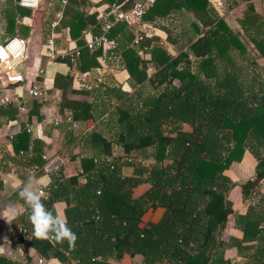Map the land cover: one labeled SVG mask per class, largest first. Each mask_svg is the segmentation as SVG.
Segmentation results:
<instances>
[{
  "label": "trees",
  "instance_id": "1",
  "mask_svg": "<svg viewBox=\"0 0 264 264\" xmlns=\"http://www.w3.org/2000/svg\"><path fill=\"white\" fill-rule=\"evenodd\" d=\"M136 1L100 0L109 5L106 12L112 7L129 10ZM221 1L230 10L244 7L240 25L264 59V18L255 13V0ZM42 4L40 28L45 36L55 35L56 50L70 53L78 48L79 55H59L46 70L53 76L52 90L59 92L56 115L69 116L77 126L73 151L67 157L74 168L65 174L62 157L54 158V170L47 172L51 184L38 186L47 194L43 203L48 210L55 213L56 203L65 204L64 215L78 238L73 251L66 241L36 240L25 207L11 223L28 229L30 239L22 244L46 260L59 258L62 264H91L97 257L101 260L93 264H118L126 256L141 257V264H234L232 257L224 256L230 249L236 257L247 255L252 264H264V84L249 71L241 78L237 59L244 50L238 34L207 0H154L144 19L185 11L192 18L189 25L196 39H179L170 28L154 25L165 33V44L176 49V55H171L163 46H152L159 41L155 36L132 45L134 26L119 22L108 35V46L88 50L85 36L102 32L96 4L90 0H42ZM32 16L30 9L13 0H0V32L25 37L28 30L21 21ZM69 43L74 46L68 47ZM111 53L115 69L127 75L129 90L98 88L104 87V94L116 99V138L94 130L79 133L78 127L95 120L98 105L92 96L100 97L87 85L74 88V76L98 67L96 59ZM145 53L149 59L143 57ZM191 56L199 60L197 65ZM254 84L262 93L257 105L252 100ZM144 87L150 91L141 97ZM46 96L44 90L41 98L0 104V120L15 122L17 127L10 140L11 160L35 166L37 179L46 176L44 169L50 164L43 158L46 143L31 137L26 125L46 116ZM137 99L142 100L141 106ZM63 125L57 130L62 131ZM114 143L121 146L119 156L113 152ZM246 151L256 165L253 177L238 185L241 201L247 205L237 212L231 195L237 183L223 173ZM138 159L153 162L143 166L136 163ZM124 168H130L131 175L125 176ZM141 184H148V189L132 197ZM11 190L9 183L0 180V201ZM157 208L163 211L160 219L143 224L144 214Z\"/></svg>",
  "mask_w": 264,
  "mask_h": 264
},
{
  "label": "crops",
  "instance_id": "2",
  "mask_svg": "<svg viewBox=\"0 0 264 264\" xmlns=\"http://www.w3.org/2000/svg\"><path fill=\"white\" fill-rule=\"evenodd\" d=\"M14 1V0H13ZM92 3L96 4L94 5V11L96 10L97 13V20H98V11L106 10L109 5L107 3H102L100 0H90ZM210 4V6L215 10V13L224 20L226 23V13L230 14L229 16L233 18L236 21H239L242 19V13L244 12V7L241 6V8L234 10L228 9V5L225 4L221 0H207ZM15 3V2H14ZM255 13L260 16L261 18H264V0H255L253 2ZM43 7V4L41 2V6L38 10L32 11L33 12V18L32 17H26L24 18L26 22L30 24L29 26L23 25L22 20L21 26L27 28L28 33L25 37H22L24 39L28 40V44H32V48L29 50V59L27 61V49H26V60L22 65H20L17 70L24 75L26 78L25 85H28L30 82H32L35 78V74L39 67H42L45 61V58L43 57V45L45 44L47 37H43V34L41 32V24L36 25L34 21V13L36 11L41 12ZM225 9L228 10V12L225 13ZM192 22V18L189 14H187L185 11H174L172 12L168 17L166 18H155L153 20L151 19H144L142 24L144 26L145 31H149L153 33V37H158V42H153L152 46L154 45H160L165 47L168 50V53L171 55H176L177 51L174 47L169 46L168 44H165V33L158 27H154V25H162L164 27H168L172 30L173 35L177 36L179 39H186L188 38H195V33H193L190 23ZM227 25V23H226ZM228 26V25H227ZM39 27L37 30L36 28ZM2 37H14L13 35H9L7 33L0 32V41ZM17 37V36H16ZM91 36L88 33L85 36V39H89ZM43 41V42H42ZM74 45L73 43H69L68 47L72 48ZM58 52H63L62 50H57ZM145 59H149V54L145 53L144 55ZM264 60V59H263ZM97 63H99V60L96 59ZM100 67H96L94 69H91L88 72V77L86 80V85L91 86L92 82H94V78L97 77L98 71L101 74V71L99 69ZM152 69L149 68L148 73H152ZM84 73V74H85ZM82 75V74H81ZM79 75V76H81ZM109 82L108 85L114 86L115 89H118L119 87L122 88V90L129 91L126 84L125 79L127 78V75L124 71H116L113 73H109ZM52 80L53 76L51 73H47L46 71V81H45V90L47 92V96L44 99V111L46 113V116L54 117L56 115V107L57 103L59 101V92L52 90ZM92 80V81H91ZM34 82V81H33ZM177 84V82H174ZM82 85V82H74V88H80ZM99 88V87H98ZM98 88L92 89L93 92H96ZM94 94V93H93ZM95 95V94H94ZM148 95V94H146ZM145 95V96H146ZM109 99H115L113 96H108ZM144 97V96H143ZM98 98H96L97 100ZM54 103V101H56ZM95 97L92 96L91 101L96 103L98 105V102H95ZM134 100V99H133ZM99 101V100H97ZM96 114L98 115V110L96 109L94 112V119L95 123L96 120ZM44 119L41 118V120ZM40 120V121H41ZM39 121V122H40ZM63 130L58 131L57 128L52 127H46L41 131V136L38 137L45 141L46 146L42 150L44 153L45 159H48L50 164H47L45 167L46 176H50V173H47L48 171L54 170V164L52 163V160L57 157H62V163L64 167V173L69 174L72 172V169L74 168L73 164L68 162V156L67 153L70 149L69 147H72V144L75 140V135L77 134V131L75 128H71L66 123H63ZM32 125V124H27ZM91 123L87 124V127H91ZM61 126V125H60ZM59 126V127H60ZM17 132V127L15 122H5L0 120V168H1V176L0 180L1 182L9 183L10 187L12 188L11 192L2 200L0 201V247H3V251L0 252V264H5L4 260L10 261L11 264H40L39 260L42 261L41 264H49V260H46L44 258H41L38 256L33 250L28 248L25 244H22L18 241H15L9 237H7L4 233L5 227L8 225H11V223H8L6 220L3 219L2 214L6 209H15V211L18 214H21L23 210L25 209V205L23 201L19 198L18 192L19 189L15 187L16 181H26L30 176H35L38 173V170L33 167L35 166H25L19 161H12L11 157L13 155L10 141L8 140V135H14ZM31 137H37L33 133H30ZM76 149H74L75 151ZM246 151L243 155L242 161L240 163H233L229 166L227 170L224 171V175H226L232 182L236 183L237 186L232 191L231 195L235 197V211L238 210L239 207H244L245 203L241 201L239 198V191L240 188L238 187L239 184L245 182L248 179H251L254 175L255 171V165L256 161L252 157V155ZM252 160V162H251ZM234 166V167H233ZM236 168V171L234 169ZM243 174H246V177H244L243 180L238 182V178H240ZM241 175V176H240ZM148 188H145V191ZM143 191V193L145 192ZM142 195V194H141ZM65 204L62 202L56 203L54 205L55 211H60L64 214L65 210ZM162 209L157 208L155 210L149 209L142 218V223L147 224L149 222H156L160 219L162 215ZM225 238V237H224ZM231 254V253H230ZM234 257V256H233ZM141 257L135 256L134 258H130L126 256L123 260H121L118 264H141ZM62 264V263H61ZM73 264V262H71Z\"/></svg>",
  "mask_w": 264,
  "mask_h": 264
},
{
  "label": "built area",
  "instance_id": "3",
  "mask_svg": "<svg viewBox=\"0 0 264 264\" xmlns=\"http://www.w3.org/2000/svg\"><path fill=\"white\" fill-rule=\"evenodd\" d=\"M66 0H62L65 2ZM42 0H19L18 5L23 8L30 9L32 11L38 10L41 6ZM154 4V0H137L134 6L126 11H121L117 7H112L109 12L106 10L98 11V20L103 22L102 32L100 35L91 36L89 39H85V46L88 50H92L99 47H106L110 44L108 35L116 23L126 22L129 25L134 26V39L132 45H139L144 38L151 39L153 33L145 31L142 24L144 15L151 9ZM112 17V20L110 19ZM23 25L29 26L30 24L24 19L22 21ZM55 24H52L53 27ZM55 35L50 33L47 37L45 44L43 45V57L45 58L44 64L42 67H39L35 76L41 77V81L28 85H25L26 78L21 74L17 68L24 63L26 60V49L28 46V40L20 37H8V40L3 44H0V104L8 105L11 103H21L25 98H41L45 90V81H46V70L47 65L54 60L57 56L63 55H79L78 48H75L74 51L68 52H58L55 46ZM88 73L82 74L79 76L75 74V81L82 82V85H86ZM81 85V86H82ZM102 85H105L104 80L96 79L92 82V85L89 88H98ZM14 89H11V87ZM54 101V103H56ZM94 103V102H93ZM63 123H66L71 128L76 127V123L72 121L69 116L60 117L55 115L54 117L45 116L40 122H37L33 125H26V131L28 133H33L37 137L41 136V131L46 127L58 128ZM12 135H8V140L10 141ZM44 157V153H43ZM43 190L41 186H38ZM264 187V184H263ZM44 191V190H43ZM29 212V210H28ZM4 233L7 237L18 241L20 243H26L30 239V233L28 229L24 226H12L8 225L4 229ZM99 257L91 260V264L95 261H100ZM78 262V261H77ZM41 264L42 261L39 260ZM78 264H80L78 262Z\"/></svg>",
  "mask_w": 264,
  "mask_h": 264
},
{
  "label": "rangeland",
  "instance_id": "4",
  "mask_svg": "<svg viewBox=\"0 0 264 264\" xmlns=\"http://www.w3.org/2000/svg\"><path fill=\"white\" fill-rule=\"evenodd\" d=\"M226 12H228L227 9H225V13ZM229 15H230L229 13L228 14L226 13V16H225L226 21H227L226 23H227L228 27L232 30L233 33L238 34L239 43L242 45L243 50H244V54L237 59V65L242 71L241 72V78L242 77L245 78L244 76H242V74L245 75L246 71H247V73L251 72L252 75H254L257 78V80L259 81L260 84H264V60L260 57L253 41H250L249 37L244 33V29H242V25H240V22L234 20ZM34 21H35V24L37 26L41 24V13L40 12L35 14ZM245 28H247V27H245ZM36 29L38 30L39 27H37ZM41 32L43 34V37L45 38L44 29H41ZM258 39H259V37L257 36L256 40H258ZM32 46L33 45L30 43L27 46V61L29 59V50L32 48ZM114 58H115V55L113 53H111L110 55H108L107 58L101 57L98 59L99 60L98 67H100L99 69L101 71V74L98 71V75H97V77L94 78V80H96V79L104 80L105 81V85H104L105 88L106 87H114V86L108 85V82L110 79L109 73H113L116 70L114 65H113ZM191 58L193 59V63L195 65H197L199 60H196L192 56H191ZM256 86L258 87V84H254L252 87V91H255L253 93L252 100H253V104L257 105L261 101L262 93L258 90V88ZM104 87H101L100 89H98L96 91V94L98 95V97H100V100L98 101V106H96V109L98 110V113H99L98 115L96 114L97 122L95 123V120H94L91 127H84L83 126L81 128L78 127L77 129H78L79 133L83 132L84 134H88L93 130L99 131L103 135L110 137L112 139H115L116 138L115 132H117V130H118V125L116 124V114L113 111L114 110L113 104L116 105L117 102L114 103L116 101V99H113V100L109 99L108 95L104 94ZM91 89H94V88H91ZM149 91H150V89L148 87H144L142 89V92H141V97L145 96L147 93H149ZM136 104L138 106H141L142 100L137 99ZM185 129H187V128H185ZM72 145H73L72 147L68 148L70 150L67 153H71V151H73L71 149L74 147V143ZM113 150H114L113 152L115 155L119 156L122 154L121 146L117 145L116 143H114V145H113ZM152 162L153 161H151V160H144V159H138L136 161V163H140L143 166H147ZM240 162H238V163H240ZM251 162H252V160H251ZM234 171H236V168L234 169ZM131 173H132V171L130 168H124L123 174L125 176H129V175H131ZM244 177H246V174H243L240 178H238V182L243 180ZM146 187L148 188L149 185L148 184H141V185L137 186L136 188H134L132 197H134V198L139 197L141 194H143V191H145ZM239 198H240V195H239ZM254 202L255 201H253V203ZM244 203H245V205H247L246 201H244L243 204ZM244 208L245 207H239L237 212L238 211L242 212L244 210ZM230 233L232 234V231ZM237 234H238L237 231L234 230L233 235H237ZM228 236H229L228 233L225 234L224 239L227 240ZM234 255H235V251L232 249L226 250V252L224 253L225 257H232L234 259V264H252L253 263L252 260L249 259V257L247 258V255L245 257H239V256L236 257Z\"/></svg>",
  "mask_w": 264,
  "mask_h": 264
},
{
  "label": "clouds",
  "instance_id": "5",
  "mask_svg": "<svg viewBox=\"0 0 264 264\" xmlns=\"http://www.w3.org/2000/svg\"><path fill=\"white\" fill-rule=\"evenodd\" d=\"M51 184V178L43 176L35 178L30 176L27 181L17 180L15 187L19 189L18 196L29 210L28 220L32 226V236L38 241H48L53 244L67 242L69 251L75 250L77 235L68 225L66 215L62 212L48 210L43 203L47 194L38 185ZM18 213L15 209H6L2 217L8 223L16 218ZM3 247H0V252ZM49 264H61L59 258L53 257ZM73 264H78L73 261Z\"/></svg>",
  "mask_w": 264,
  "mask_h": 264
},
{
  "label": "water",
  "instance_id": "6",
  "mask_svg": "<svg viewBox=\"0 0 264 264\" xmlns=\"http://www.w3.org/2000/svg\"><path fill=\"white\" fill-rule=\"evenodd\" d=\"M14 2L16 3V4H18V2H19V0H14ZM8 40V37H2L1 38V41H0V44H3L5 41H7Z\"/></svg>",
  "mask_w": 264,
  "mask_h": 264
}]
</instances>
